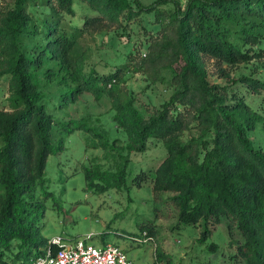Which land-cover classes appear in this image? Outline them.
Segmentation results:
<instances>
[{
    "label": "trees",
    "instance_id": "1",
    "mask_svg": "<svg viewBox=\"0 0 264 264\" xmlns=\"http://www.w3.org/2000/svg\"><path fill=\"white\" fill-rule=\"evenodd\" d=\"M75 1L42 0L49 12L41 14L33 0H14L0 11V76L9 75L11 103V109L0 108V264H9L7 250L15 246L26 264L43 252L34 219L41 205L37 193L49 192L48 157L56 146L64 147L63 135L75 127L91 131L89 142L101 146L108 160L104 167L95 155L85 169L97 191L121 187L131 154L146 150L152 137L163 140L166 157L155 169L139 172L135 183L152 178L154 190L173 191L179 222L205 224L201 240L211 233L210 220L231 218L244 236L237 254L245 264H264V150L248 135L263 116L243 100H226L225 86L209 80L204 60L207 55L235 64L262 56L255 45L264 36V0H186L184 5L180 0H84L93 13L82 25L64 20V14H75ZM169 1L173 9L159 6ZM142 12H153L159 27L146 50L130 52L135 60L129 70L172 87L149 115L135 105L124 82L126 69L85 72L88 53L82 42L84 32L122 26V18L130 22ZM241 79L264 90L262 79ZM84 92L112 99L125 143L117 144L118 137L111 140L107 130L86 120L61 115ZM192 126L199 134L185 137Z\"/></svg>",
    "mask_w": 264,
    "mask_h": 264
},
{
    "label": "rangeland",
    "instance_id": "2",
    "mask_svg": "<svg viewBox=\"0 0 264 264\" xmlns=\"http://www.w3.org/2000/svg\"><path fill=\"white\" fill-rule=\"evenodd\" d=\"M153 1L142 0L146 4ZM180 1L183 5L186 3V0ZM41 4L42 0H33V7L41 14L49 12V8ZM13 5L14 0H0V11ZM74 5L75 14H64V20L82 25L93 10L84 0H76ZM133 5L137 8L136 4ZM159 6L173 9L174 2ZM122 21V26L115 23L102 30L84 32L82 42L88 53L85 72L94 68L99 74H107L119 67L126 69L124 82L134 97V103L149 115L169 98L172 87L165 81H151L143 72L129 70L135 60L130 52L146 50L149 35L159 25H155L153 12H142L130 22L125 18ZM255 49L263 55L246 62L221 63L207 55L204 60L209 80L225 86L226 100H243L262 114L263 118L248 135L254 147L264 150V90L256 91L241 79L253 76L264 80V36ZM9 95V75L4 74L0 76V108L11 109ZM114 113L111 98L102 95L96 99L90 92H84L77 102L65 108V113L61 111L66 118L78 122L86 120L101 130H107L111 140L118 137L116 143L123 144L126 133L114 120ZM193 134H199L196 126L187 129L185 137ZM63 136L64 147L56 146L47 160L46 189L49 192L37 193L41 205L34 211V219L40 231L37 238H44L42 245L56 234L75 239L93 233L89 239L91 242L98 245L117 243L137 264H153L155 261L157 264H245L237 254V244L244 240V236L231 218L223 215L219 222L210 220L211 233L201 240L205 224L179 222L177 208L171 199L173 191L154 190L152 178L141 185L135 183L139 172L155 169L166 157L163 140L152 137L146 150L131 154L126 181L121 187L97 191L89 185L85 169L95 155L100 156L104 167L108 165V160L102 158L104 149L91 145L92 133L84 128L75 127ZM145 226H151L154 232L150 233ZM144 231L151 238L138 240L146 236ZM211 243H216V248H210ZM19 249L15 246L7 250L9 264H26L24 257L17 256Z\"/></svg>",
    "mask_w": 264,
    "mask_h": 264
},
{
    "label": "built area",
    "instance_id": "3",
    "mask_svg": "<svg viewBox=\"0 0 264 264\" xmlns=\"http://www.w3.org/2000/svg\"><path fill=\"white\" fill-rule=\"evenodd\" d=\"M144 234V238L137 239L151 238L146 231ZM92 237L93 233L75 239L62 234L53 235L40 247L43 252L30 264H137L121 245L114 242L98 245L89 240Z\"/></svg>",
    "mask_w": 264,
    "mask_h": 264
}]
</instances>
